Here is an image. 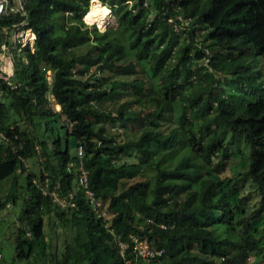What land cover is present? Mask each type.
Masks as SVG:
<instances>
[{
  "label": "trees",
  "instance_id": "16d2710c",
  "mask_svg": "<svg viewBox=\"0 0 264 264\" xmlns=\"http://www.w3.org/2000/svg\"><path fill=\"white\" fill-rule=\"evenodd\" d=\"M99 1L115 19L102 30L90 0L0 14V49L25 18L35 35L0 77V208L26 190L15 257L264 264V0ZM134 237L161 252L143 258Z\"/></svg>",
  "mask_w": 264,
  "mask_h": 264
},
{
  "label": "rangeland",
  "instance_id": "374dc122",
  "mask_svg": "<svg viewBox=\"0 0 264 264\" xmlns=\"http://www.w3.org/2000/svg\"><path fill=\"white\" fill-rule=\"evenodd\" d=\"M92 2H93V0H90L89 8H90ZM95 2L101 3L99 0H96ZM101 4H103V3H101ZM103 5H105V4H103ZM83 20L89 24L95 23L97 28L99 30H102L98 27V25L95 21L94 22H93V20L87 21L84 19V17H83ZM114 20H115L114 15H113L112 11L110 10V12L107 13L104 17V28H106L108 26H113L115 24ZM188 38L189 37H187V39ZM200 39H202V38H200ZM11 58L12 57H10L9 55L8 56L4 55V54L0 55V68H5V66H6L5 63L9 62ZM24 58L25 57H23V59ZM21 59H22L21 53L14 52V61H15L16 65H20ZM49 72H50V70H47V72H46L47 75H49ZM0 98H3L6 101V103L9 105V99L8 98H6L3 95H1ZM53 107L56 110V109H58L59 106L56 103H53ZM11 114H12V112H11ZM118 129H119L118 131L123 130L121 127H119ZM126 129L127 130L125 132L130 134L131 131H137L138 128H136V126L126 125ZM11 177L9 176L8 178L0 181V199L1 200H3L5 198L6 192L9 190ZM17 180H18L19 184H21V185L25 184V178L23 176L19 175ZM246 187H248V188H246L247 190H245L247 193L248 189H249L248 184H246ZM14 192H15L16 203L15 204L8 203L7 206L4 205L0 208V264H49V258H47L46 256H40L36 252H34L28 258H16L15 257L14 237H15L16 226H17L16 219H17V216H18L19 211H20L21 196L26 194V190L22 189V188H18V189H15ZM51 224L52 223L50 222V223L45 225V229L47 231H49V228H51ZM52 226H53V224H52ZM50 235L54 236V232L51 231ZM49 237L47 235V239H49ZM53 240L49 241L50 245L46 246L45 252H50V251L54 250L55 240L54 241ZM57 246L60 247L61 243L57 242ZM254 260H256L258 263V259H256V258L255 259L253 258L251 263Z\"/></svg>",
  "mask_w": 264,
  "mask_h": 264
},
{
  "label": "built area",
  "instance_id": "2783aa9c",
  "mask_svg": "<svg viewBox=\"0 0 264 264\" xmlns=\"http://www.w3.org/2000/svg\"><path fill=\"white\" fill-rule=\"evenodd\" d=\"M23 10V0H16V2L13 4L10 0H0V14L7 13L8 11H19ZM35 35L33 30L28 26L26 18L19 21L16 24L11 25L9 28L6 29V40L1 44L0 49V55H9L12 57L9 62L5 63V68H0V77L4 80H8L11 75L14 73V64H13V51L20 52L22 50V47H24L26 44H32L34 41ZM8 65V66H7ZM49 77V75H48ZM77 152L80 155L81 154V147H77ZM81 166V163L79 162V167ZM78 183L82 186L84 189L87 197L90 199V202L94 203V205H98V201L94 200L93 192L88 187V181H87V171L84 168H80V172L78 175ZM55 198L59 200V203L61 205H65L66 200L65 199H59L57 195H55ZM97 210V208L95 207ZM104 214V213H103ZM163 226V225H161ZM133 250L137 252L140 256L143 258H148L150 256H153L155 253H160L161 251L159 249H153L147 246L145 242L142 240H139L138 238H133ZM120 248L121 251L125 246V243L123 241H120ZM121 254H123L121 252ZM126 262H129V260H126Z\"/></svg>",
  "mask_w": 264,
  "mask_h": 264
},
{
  "label": "bare ground",
  "instance_id": "6f19581e",
  "mask_svg": "<svg viewBox=\"0 0 264 264\" xmlns=\"http://www.w3.org/2000/svg\"><path fill=\"white\" fill-rule=\"evenodd\" d=\"M93 0L90 8L87 10L85 17L97 23L100 29H104V17L110 12L109 7ZM8 66V65H7Z\"/></svg>",
  "mask_w": 264,
  "mask_h": 264
},
{
  "label": "crops",
  "instance_id": "0c3cea01",
  "mask_svg": "<svg viewBox=\"0 0 264 264\" xmlns=\"http://www.w3.org/2000/svg\"><path fill=\"white\" fill-rule=\"evenodd\" d=\"M58 105V104H57Z\"/></svg>",
  "mask_w": 264,
  "mask_h": 264
}]
</instances>
